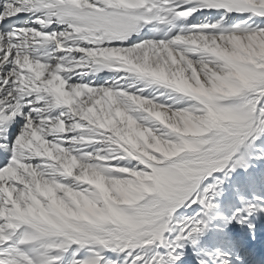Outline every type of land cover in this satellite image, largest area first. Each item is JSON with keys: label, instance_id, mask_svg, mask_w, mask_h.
I'll use <instances>...</instances> for the list:
<instances>
[{"label": "snow or ice", "instance_id": "snow-or-ice-1", "mask_svg": "<svg viewBox=\"0 0 264 264\" xmlns=\"http://www.w3.org/2000/svg\"><path fill=\"white\" fill-rule=\"evenodd\" d=\"M0 264H264V0H0Z\"/></svg>", "mask_w": 264, "mask_h": 264}, {"label": "bare ground", "instance_id": "bare-ground-1", "mask_svg": "<svg viewBox=\"0 0 264 264\" xmlns=\"http://www.w3.org/2000/svg\"><path fill=\"white\" fill-rule=\"evenodd\" d=\"M113 73L111 72H108V71H101L98 76H97V79H102L104 77H107V76H110L112 75Z\"/></svg>", "mask_w": 264, "mask_h": 264}]
</instances>
